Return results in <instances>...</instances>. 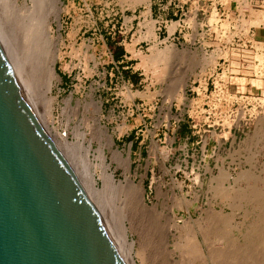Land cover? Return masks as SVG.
<instances>
[{
  "label": "rangeland",
  "instance_id": "rangeland-1",
  "mask_svg": "<svg viewBox=\"0 0 264 264\" xmlns=\"http://www.w3.org/2000/svg\"><path fill=\"white\" fill-rule=\"evenodd\" d=\"M146 3V0H60L63 13L60 21H54L53 33L55 50L61 55L56 60L59 79L55 81L51 97L41 95L48 98L44 100L39 94L38 98L31 100L47 128L52 131V136H55L54 139H59L55 131L57 128L60 133L68 131L70 142L76 139L74 131L76 133L77 126L80 125L81 130L87 128H83V125L86 126L90 112L86 111L85 104L91 100L101 103L103 124L108 126L113 136V149H119L123 158L129 157V174L137 183L142 182L146 202L151 208L143 210L129 203L124 192H118L114 194L117 198L113 200H116L112 204L114 207L105 209L98 194L92 191L102 189L105 183L96 173L99 159L95 154L91 156L94 165L91 169L95 174L90 177L95 184L78 175L122 251L127 254L130 244L134 243L132 254L137 264H210L198 257L194 261L188 254V245L198 224L200 227L207 224L212 226L219 218L218 232H224L227 239L225 264H256L255 261L264 264V246L257 240L258 233L253 230L255 227L258 231L264 230L263 210L254 208L244 200L240 201L241 188L249 185L252 179L249 182L238 176L244 169H252L256 176L264 174L261 172L264 169V138L258 143L254 141L257 131L264 133V130L257 128L264 126V122H260V118L264 120V47L260 48L261 52H251L255 53L257 62L250 58V65L247 63L239 69L236 51L226 50L225 53L214 38H193L178 33L175 37H169L163 28L158 34L161 48L176 43L179 50L192 55L220 49L223 54L219 59L225 57L230 60L223 69L217 67L218 59L213 68L205 70L200 80L190 72L185 89L187 100L181 103L175 99L169 100L168 97L175 92L174 82H170L168 77H157L156 72L146 70L142 65V56L151 53L152 42L146 39L137 41L143 31L142 20L136 16L140 11L144 15L151 1ZM10 35L11 41L18 47L19 34L12 30ZM229 40L227 42L231 43L233 38ZM254 40L255 45L257 41H264V28H256ZM211 43L214 47L207 48ZM195 70L199 72L200 68ZM212 75L222 79L228 89L224 115L208 117L202 110L194 117L191 115L190 101L197 95L192 92L191 85L196 81L197 86L200 81V87L196 88L202 94L208 77H211V90ZM256 78L262 79V83L259 84ZM130 92H135V95ZM70 95L72 100L69 105L67 98ZM90 108L93 110L92 106ZM91 135L89 131L88 137L93 138ZM93 145L97 149L99 142L94 139ZM60 147L72 163L67 149ZM109 149L107 146L111 170L117 180L124 179L126 164L112 161V151ZM223 165L232 173L223 186H234L236 191L233 194L218 193L219 181L215 176ZM237 194L240 198L235 199ZM219 211L222 212L220 216L216 213ZM210 219L214 221L209 223ZM214 224V227L218 225ZM241 227L243 230H240ZM237 231H240L238 239L231 240L229 237ZM244 233L249 235L245 237ZM255 242H258L257 246ZM251 244L257 247L255 250L258 254L262 250L257 259L256 255H251L255 252ZM259 244V248L263 246V249L258 248Z\"/></svg>",
  "mask_w": 264,
  "mask_h": 264
},
{
  "label": "bare ground",
  "instance_id": "bare-ground-1",
  "mask_svg": "<svg viewBox=\"0 0 264 264\" xmlns=\"http://www.w3.org/2000/svg\"><path fill=\"white\" fill-rule=\"evenodd\" d=\"M146 1L148 3L151 0H146ZM223 2L225 3L226 9L230 10L231 12H232V6L234 5V3H238L239 4L238 8H239L240 12L243 14V16H246V15L249 16V19L244 18L242 20V22L236 24L237 31H235L233 33H231V32L228 33L229 34L228 40L233 38L235 35L240 34V32H242L243 35L249 36V34L252 33V30L254 27H255V29L256 28H264V0L257 2L258 4H260L259 9L255 8L252 5V2L250 0H223ZM150 8H151V3L148 5L147 10L144 12L145 19H144V21H142V25H144L146 27V30L141 32V35L137 39V41L146 39V40H150L152 42V44H151L152 46L150 47L151 53L150 54L148 53V55L142 56L143 57V61H142L143 64L142 65H144L143 67L146 68V70L156 72L157 77H160V78L168 77V78H170V82H174L173 85H174L175 92L170 97H168L169 100L175 99L177 101H180V103L185 102L187 100V95H186L185 89H186L187 84H188L189 79H190V76L188 74L191 72V74L195 77V79L200 80L202 78V76L205 75V72H206L205 70L207 68H209V67L213 68V66H215V64L217 63V60L219 59V56L221 54H223V51L220 49H217L213 52L208 53L207 51L204 50L202 52V54L196 53V54L192 55V54H190V52H187L185 50H184V52L179 50L176 47V43L175 44L174 43H169V44L165 43L166 46L164 45V47H162V48L159 47L160 41H159L158 33L156 31L157 30L156 29V26H157L156 20L149 17L150 12H151ZM62 13H63V9L61 7L60 0H0V43H1L8 59H9L11 65L13 66L25 93L27 94V96H28L31 104L33 105L37 115L39 116V118L41 119V121L43 123H44V121L41 118L42 115L40 116V114L38 113V111H37L34 103L32 102V100H34V98L37 97L39 94H40L39 97L41 95H43L44 97H49L53 91L55 81L59 79V74L56 70V60H57V58H60L61 55L59 53H57V50H55V46H54L55 43H54V39H53L54 34L53 33L55 31L54 21H60V19L62 17ZM228 13H229V11H228ZM229 16L231 17L232 14L229 13ZM189 21L194 22V19L191 18ZM178 25H179V21H172L171 23H169L168 27H169L170 34H172L176 30ZM208 25L212 26L216 31H219V27L222 26L225 28V32H229L228 30L230 29L229 26L231 25V21L228 18H225V20H221V16L219 15L216 7H214L211 15L209 16ZM60 26H58L57 28H60ZM12 30L15 33L19 34L20 45H18V47L15 46L13 44V42L11 41L10 31H12ZM254 32H255V30H254ZM164 42H165V39H164ZM229 42H230V40H229ZM255 46H256V52L255 53L261 52L260 48L264 47V41H257ZM262 49H263L262 54H264V48H262ZM224 51H225V53H227L226 50H224ZM136 54H137V52H136ZM263 65L264 64L262 63V67H263ZM192 67L194 68V70H192ZM182 68L185 70H181ZM196 68H200V71L197 72L195 70ZM257 68L259 69L260 67H257ZM223 72H225V70ZM223 72H221V74ZM262 72H264V69ZM259 74H261V72ZM263 76H264V74H263ZM258 77H259V75H258ZM256 80L259 84L262 83L261 82L262 79L259 80L256 78ZM223 84H224V81L222 79H219L216 77L217 87L220 88L221 86H223ZM204 90H202L203 91L202 94H200V92L198 91L200 96L195 100L192 99L190 101L191 102L190 106H195V105L203 102V100L206 96ZM132 94L135 95V92H132L131 95ZM136 94L138 95V92ZM142 95L144 96V93H142ZM52 98H55V96L52 95ZM52 98H50V100ZM226 98L228 99V94H227ZM43 99L47 100L48 98L47 99L43 98ZM77 99H79V98H77ZM71 100H72V96L70 95L69 98H67V102L69 105L71 103ZM258 101L261 102V99L258 98ZM77 104H78V100H77ZM169 105H170V103H169ZM169 105H168V107H169ZM85 106H86V111L90 112V116H87V118H86L87 119V121L85 123L86 126L83 125V128L84 127H87V128H85V130H81V128H80L81 126L77 123L76 125H79V126H77V128H76V133L74 131V135H76V139L73 142L69 141L68 131L65 133L64 132L60 133L57 130V128H55V131H56V134L58 135L59 139L55 140L54 139L55 136L54 137L52 136V133H51L52 131L49 130L47 128V126L45 125L48 132L50 133L51 138L53 139L55 144L59 147L62 154L69 161L70 158L69 159L67 158V156L65 155V152H63V150L61 149L60 146H63L65 149H67L70 156L72 157L71 160H72L73 165L70 161H69V163L73 167L75 173L77 174V176L80 179L82 184H83V182H82V180L78 174H80L81 177H83L84 179L87 178L91 182V184H95V181L93 180V182H92L90 177L95 174V171H92V169H91L94 166L92 164L93 162H92L91 156H92V154L96 155V157L99 159V164H97L98 170H96V173L99 174L100 178L105 183H104V187L102 189L96 190L93 188L94 190H92V191L94 193L98 194L97 196H99V199L101 200V201L100 200L99 201L102 202L105 209L111 210V208L114 207V206H112V204H113V202H116V200L115 201H113V200L117 199V198H115L114 194H116L118 192H124L127 196L126 199L128 200L129 203H131V204L134 203L136 206L140 207L143 210H145V209L149 210L151 207L146 202L142 182L137 183L135 181V179H133L129 174V172H130L129 157L123 158V155H122L123 153H121V151L119 149H113V144H114L113 136L110 133L108 126L103 124V118H104L103 115L104 114H103V108L101 106V103L98 104L96 101L91 100L90 102L85 104ZM91 106L93 107V110H91V108H90ZM48 109L50 110V108H48ZM84 110H85V108H84ZM47 113L49 114L50 112L47 111ZM73 113H75V112H73ZM86 119H84V122ZM69 121H70V117H69ZM260 122H264V120H262V118H260ZM260 122H259V124H260ZM76 125H75V127H76ZM257 128H258V130H264V126H262V128H260V126H258ZM89 131L91 132V134H92L91 136H93V138L88 137ZM262 138H264V133H262V131H260V132L257 131V133L255 134L254 141L256 140V143H258L257 141L261 140ZM94 139L99 142V146L97 149H95L94 145H93ZM256 143L254 142V144H256ZM58 144H60V146ZM107 146L112 151L111 152L112 153V157H111L112 161L117 160V161H119V164H120V162H122V163L125 162L123 164V165L126 164V176H124L125 177L124 179L117 180L118 178L116 179L114 172L111 170L112 162L109 163V161H108V157H110V156H108L107 155L108 153L106 152ZM77 148L80 150H77ZM93 151H95V152L93 153ZM249 158H251V157H249ZM252 167H253V165H252ZM262 170H261V172L264 173V169H262ZM255 173L256 172L253 171L252 169H251V171H250V169L249 170L244 169L243 171L240 172V175L238 174V176H240V178L246 179L248 181L252 179V182L249 181L250 182L249 185H245V188H241V190H240L241 191V194H240L241 198L237 194V197L235 199L240 198V201L244 200L245 203H251V205H253L254 208H256L258 210H260V209L263 210L262 212L264 214V174L262 176H260V175L256 176V175H254ZM231 175H232V173L228 169H226L224 165L219 168V173H218V175L215 176L216 180L219 181L218 184L216 183L218 185L217 186L218 191H219L218 193L228 195V194H233V192L236 191V188L234 186L233 187L231 186L232 188H226L223 186V182L226 179L230 178ZM83 186L85 187L84 184H83ZM85 189H86V187H85ZM86 191H87V189H86ZM87 193L89 194L88 191H87ZM89 196L92 199L90 194H89ZM233 196H235V195H233ZM92 201H93L94 205L96 206V208L98 209V207L95 204L93 199H92ZM128 202H127V204H128ZM125 203H126V201H125ZM241 203H240V205H241ZM246 210H244V211H246ZM98 211H99V209H98ZM249 212H250V210H249ZM99 213H100V211H99ZM213 213L214 212H212V214ZM216 213L217 214L219 213L218 216H220V213H222V212L219 211ZM215 214H213V215H215ZM213 215H212V217H214ZM218 216H216V218ZM221 216H222V214H221ZM212 217H210V218H212ZM224 218L225 217H223L222 219L224 220ZM219 220H220V218H219ZM219 220L217 221V219H216V221H217L216 222V221H214V219H210L209 223L214 221L215 223L218 224ZM104 222H105V220H104ZM207 222H208V220H207ZM214 222H213V225H215ZM220 222H221V220H220ZM242 223H244V222L242 221ZM262 225H264V224H262ZM212 226L210 224H207V225L202 226V227H200L199 224L197 225L198 228L196 229L195 234L193 235L192 242H190V244L188 245V246H190L189 250H188V254L193 257L194 261L198 257L201 259L202 258L206 259V261H209L210 264H225V255L227 256V254H225L226 253L225 252V241L227 240V239L225 240V233L222 231L224 234L223 235L222 233L220 234L221 231L218 232L219 231V227H218L219 224L215 227L214 226L212 227ZM108 229H109V227H108ZM220 229L222 230V228H220ZM240 230H243V228ZM253 230L258 233L257 240L260 242L261 245L264 246V230H261L262 232L258 231L256 229V227ZM109 231L111 232L110 229H109ZM239 232L240 231L232 233L231 234L232 237H229V238H231V240L233 238L238 239ZM111 234L114 237L119 249L121 250V253L123 254V257L125 259L126 264H137L136 260L134 258V255L132 254V248L134 246V243L130 244L129 252L126 254V252L122 251L121 245L119 244L115 235L112 232H111ZM141 235H142V233H141ZM243 235H245V237H247L249 234L244 233ZM142 238H144L143 235H142ZM226 238H228V236ZM241 238H242V236H241ZM250 239H251V237H250ZM240 240H242V239H240ZM217 241L221 242V243H218V245H217ZM233 241H232V243L235 242V241L234 242ZM253 241H254V239H253ZM228 242H227V244H228ZM245 243H247V242H245ZM229 244H231V241ZM237 244H238V242H237ZM257 244H258V242L255 245L257 246ZM260 244L258 245V248H259V246H261ZM246 245H248V244H246ZM234 246H236V245L234 244ZM251 246H254V245L251 244ZM263 246H262V248H259V249H263ZM232 247H233V244H232ZM255 248H257V247L254 246V250H255ZM226 251H227V249H226ZM256 251L257 250H255L254 254L253 253L252 254L250 253V254L256 255L255 258L257 259L258 258L257 255L262 254V253H260L262 250L260 252L258 251L259 254ZM260 258H262V257H260ZM255 262H256V264H258L262 261H260L258 263H257V261H255Z\"/></svg>",
  "mask_w": 264,
  "mask_h": 264
},
{
  "label": "water",
  "instance_id": "water-1",
  "mask_svg": "<svg viewBox=\"0 0 264 264\" xmlns=\"http://www.w3.org/2000/svg\"><path fill=\"white\" fill-rule=\"evenodd\" d=\"M0 264H126L1 43Z\"/></svg>",
  "mask_w": 264,
  "mask_h": 264
},
{
  "label": "built area",
  "instance_id": "built-area-1",
  "mask_svg": "<svg viewBox=\"0 0 264 264\" xmlns=\"http://www.w3.org/2000/svg\"><path fill=\"white\" fill-rule=\"evenodd\" d=\"M250 1L255 8L259 9L260 4L257 2L263 0ZM238 6V3H234L231 12L230 10L226 9L223 0H151V12L149 17L156 20V31L158 34L163 30V28H165L169 34V37H175L178 33L182 36L193 38H214L215 41H219L218 44L221 49L230 51H233L234 49L238 54L236 59V61L239 62L238 67L241 69L242 65L244 66L247 63L250 65L252 62L250 58L257 62L255 53L251 54L252 51L256 52L254 40L256 37V29L255 27L253 28L252 33L249 34L250 37L243 35L242 32H240V34H237L233 37L231 43L227 42V39L229 38L228 33L237 31L236 24L242 22L244 18L249 19L248 15L243 16ZM214 7H216L219 15L221 16V20L228 18L231 21V25L229 26L230 29L228 30L229 32H225V28L222 26L219 27V31H216L212 26L208 25L209 16L211 15ZM143 8L144 10L146 9L145 6H143ZM136 10L137 9H135L134 12H136ZM228 11L230 14H232L231 17L229 16ZM136 17L142 21L145 19L142 11H140V14ZM191 18L194 19V22L189 21ZM172 21H179V25L176 30L170 34L168 26ZM138 25L140 26V21L138 22ZM141 29L142 31H145L146 27L142 25ZM213 47L214 46L211 43L207 48ZM229 61L230 60L226 59L225 57H220L217 67H223V69H225L226 63ZM210 78L211 77H208L205 84L206 89L204 92L206 96L203 102L195 106H190V111L192 112V114H190L194 117H197L202 110L207 113L208 117L211 115L216 116L218 114L224 115L225 100L228 94L227 86L224 83L223 86L218 88L216 85V76H213L211 83L212 89L210 90ZM195 82L193 85H191V90L193 93H196L197 97H194L193 99H197L200 96L196 87H200L201 82L199 81L197 86L195 85Z\"/></svg>",
  "mask_w": 264,
  "mask_h": 264
}]
</instances>
